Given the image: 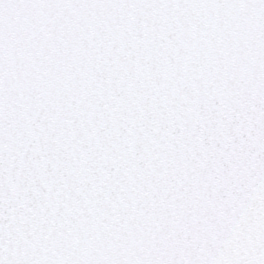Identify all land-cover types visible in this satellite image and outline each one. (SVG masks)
I'll list each match as a JSON object with an SVG mask.
<instances>
[{"label":"snow or ice","instance_id":"6c2138e0","mask_svg":"<svg viewBox=\"0 0 264 264\" xmlns=\"http://www.w3.org/2000/svg\"><path fill=\"white\" fill-rule=\"evenodd\" d=\"M0 264H264V0H0Z\"/></svg>","mask_w":264,"mask_h":264}]
</instances>
